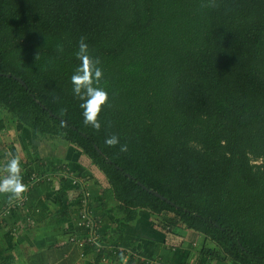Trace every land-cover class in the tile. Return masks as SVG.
I'll use <instances>...</instances> for the list:
<instances>
[{
  "label": "trees",
  "instance_id": "1",
  "mask_svg": "<svg viewBox=\"0 0 264 264\" xmlns=\"http://www.w3.org/2000/svg\"><path fill=\"white\" fill-rule=\"evenodd\" d=\"M82 37L108 96L99 130L72 92ZM0 113L33 141L74 146L128 219L147 210L168 232L202 234L208 257L264 264V0H0ZM70 188L57 195L76 201ZM68 245L35 264L81 256ZM89 248L91 264L126 256Z\"/></svg>",
  "mask_w": 264,
  "mask_h": 264
},
{
  "label": "crops",
  "instance_id": "2",
  "mask_svg": "<svg viewBox=\"0 0 264 264\" xmlns=\"http://www.w3.org/2000/svg\"><path fill=\"white\" fill-rule=\"evenodd\" d=\"M1 119L4 128L0 129V184L10 178L7 166L12 159L18 161L20 181L28 171H33L31 175H51L59 166H66L86 177L90 184L89 192L93 201L91 209L98 219V232L102 239L108 244L123 245L138 253V258L135 257L138 262L146 264L147 262L141 261V258L145 257L150 261L147 264H236L208 257L204 251L212 248L213 244L202 234L194 236L182 226L168 232L162 227L161 218L147 210H138L133 219H128L123 210L117 209L102 172L92 166L84 155H79L80 152L74 146L51 139L45 143L40 142V139L33 141L29 135L20 134L11 121ZM7 123L18 132V135L8 142L3 139ZM54 178L56 183H59L58 186L46 181L36 186L29 192L23 211L16 209L0 219V249L10 250L6 255L14 257L11 264H35L38 260L36 256L42 253H45V256L41 261L45 262L47 254L51 253L50 250L62 247L72 249L73 246L68 245L69 237L73 233H83L74 227V222L64 221L65 216L59 212L62 205L74 208L76 202L72 190L64 193L63 197L62 194L57 195L61 183L57 177ZM15 196L10 192L0 191V211ZM5 223L7 227L2 228ZM76 250L78 255L83 251L84 256L73 260L66 254L64 259L58 258L56 264L92 263L94 255L89 247H77ZM128 259L129 257L116 260L112 264H126ZM53 260L51 256L46 261L54 263Z\"/></svg>",
  "mask_w": 264,
  "mask_h": 264
},
{
  "label": "built area",
  "instance_id": "3",
  "mask_svg": "<svg viewBox=\"0 0 264 264\" xmlns=\"http://www.w3.org/2000/svg\"><path fill=\"white\" fill-rule=\"evenodd\" d=\"M54 177H57L60 183L65 180L69 181L70 187L72 189L77 190L78 199L75 201L76 205L74 207V214L71 222L72 223L74 222L75 224L74 227H76L78 230L82 231L83 233L82 234L73 233L69 237V242H72L78 248L81 249L85 247L93 246L95 247V250L97 252L103 249H107V250H113L115 254L124 253L126 255L125 258L128 257L130 258L131 256H133L134 259L138 258L137 256L138 253L133 252L131 249L127 248L126 246L117 245V244L115 245L108 244L107 242H105V240L104 241L102 240V237L98 232V228H99L98 219L95 217V215L93 214V210L90 207L91 193L87 189V185H86L88 180L86 177L77 174L74 175L72 170H70L66 166L63 167L59 166L56 169V171L51 173V175L33 174L31 176V179H29L28 183L23 188L24 190L18 196H15L13 200L9 201L6 207L0 211L1 212L0 219L2 218V216H5V214L10 213L11 211H14L16 209L18 210L24 209L28 200L29 192H31L36 186L44 183L45 181L47 183L53 182ZM82 256H84L83 251L81 257ZM141 261H144L145 263L150 262L145 257L141 258Z\"/></svg>",
  "mask_w": 264,
  "mask_h": 264
},
{
  "label": "clouds",
  "instance_id": "4",
  "mask_svg": "<svg viewBox=\"0 0 264 264\" xmlns=\"http://www.w3.org/2000/svg\"><path fill=\"white\" fill-rule=\"evenodd\" d=\"M75 55L80 64L71 76L72 92L81 101L80 107L84 123L99 130L101 125L98 117L101 113V106L108 98L107 93L98 86L102 71L98 66V61L90 55L89 47L84 42L83 37L78 44ZM105 143L109 146H115L119 143V139L116 136H111L105 140ZM120 150L126 151L127 146L121 145ZM7 170L10 173V178L5 179L0 184V191L10 192L18 196L24 190L19 177L18 161L12 159Z\"/></svg>",
  "mask_w": 264,
  "mask_h": 264
},
{
  "label": "rangeland",
  "instance_id": "5",
  "mask_svg": "<svg viewBox=\"0 0 264 264\" xmlns=\"http://www.w3.org/2000/svg\"><path fill=\"white\" fill-rule=\"evenodd\" d=\"M8 116H9L8 114H1L0 113V121H1V118H4L5 120H8L9 121V119H10L9 117L10 116L9 117ZM6 125H7V129L4 130L5 135L3 136V139L6 140V142H8V141H11V139L14 138V136L16 137L18 135V132H16L14 130V128H12V126L10 127L11 124H8L7 123ZM6 142H5V144H6ZM43 143H45V141H43ZM72 172H73L74 175H76V174L79 175L74 170H72ZM87 183H86L87 189L90 191V184L89 183L87 184ZM52 184L54 186H58L59 183L57 184L56 181H55V178H54ZM62 208H65L68 211V213H67L68 215L63 214L65 216L64 221H67V222L70 221L71 222V220L73 218V214H74V208L73 207H70V206H66V205H62ZM20 211H23V210H20Z\"/></svg>",
  "mask_w": 264,
  "mask_h": 264
},
{
  "label": "water",
  "instance_id": "6",
  "mask_svg": "<svg viewBox=\"0 0 264 264\" xmlns=\"http://www.w3.org/2000/svg\"><path fill=\"white\" fill-rule=\"evenodd\" d=\"M18 81H20L23 85H25V83L21 80L18 79ZM139 186H141L144 190H146L147 192H149L150 194L155 195L157 198H160L162 200L167 201L168 203H171L169 200H167L166 198H164L163 196H161L159 193L153 191V190H148L146 187H144L143 185H141L140 183H138Z\"/></svg>",
  "mask_w": 264,
  "mask_h": 264
}]
</instances>
